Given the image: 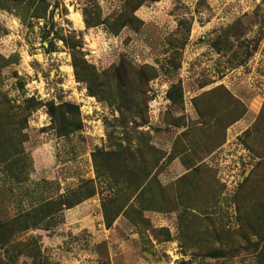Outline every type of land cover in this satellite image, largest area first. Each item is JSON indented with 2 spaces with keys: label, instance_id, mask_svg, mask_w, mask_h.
I'll return each mask as SVG.
<instances>
[{
  "label": "rangeland",
  "instance_id": "obj_1",
  "mask_svg": "<svg viewBox=\"0 0 264 264\" xmlns=\"http://www.w3.org/2000/svg\"><path fill=\"white\" fill-rule=\"evenodd\" d=\"M0 264H264V0H0Z\"/></svg>",
  "mask_w": 264,
  "mask_h": 264
},
{
  "label": "crops",
  "instance_id": "obj_2",
  "mask_svg": "<svg viewBox=\"0 0 264 264\" xmlns=\"http://www.w3.org/2000/svg\"><path fill=\"white\" fill-rule=\"evenodd\" d=\"M98 217H99V215L96 216V218H98ZM87 219H88V221L91 220L89 217H88ZM84 223H85V222H84ZM90 223H91V222H90ZM85 224H86V223H85ZM85 224H84V225H85Z\"/></svg>",
  "mask_w": 264,
  "mask_h": 264
},
{
  "label": "trees",
  "instance_id": "obj_3",
  "mask_svg": "<svg viewBox=\"0 0 264 264\" xmlns=\"http://www.w3.org/2000/svg\"><path fill=\"white\" fill-rule=\"evenodd\" d=\"M141 188H142V187H141ZM119 213H120V212L117 213V216H118ZM108 226H109V224L107 223V227H108Z\"/></svg>",
  "mask_w": 264,
  "mask_h": 264
},
{
  "label": "bare ground",
  "instance_id": "obj_4",
  "mask_svg": "<svg viewBox=\"0 0 264 264\" xmlns=\"http://www.w3.org/2000/svg\"><path fill=\"white\" fill-rule=\"evenodd\" d=\"M68 71L70 72V69H68Z\"/></svg>",
  "mask_w": 264,
  "mask_h": 264
}]
</instances>
